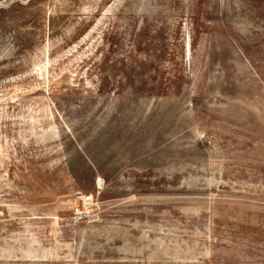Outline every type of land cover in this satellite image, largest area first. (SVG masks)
<instances>
[{
    "label": "rangeland",
    "instance_id": "rangeland-1",
    "mask_svg": "<svg viewBox=\"0 0 264 264\" xmlns=\"http://www.w3.org/2000/svg\"><path fill=\"white\" fill-rule=\"evenodd\" d=\"M0 264H264V0H0Z\"/></svg>",
    "mask_w": 264,
    "mask_h": 264
},
{
    "label": "built area",
    "instance_id": "built-area-1",
    "mask_svg": "<svg viewBox=\"0 0 264 264\" xmlns=\"http://www.w3.org/2000/svg\"><path fill=\"white\" fill-rule=\"evenodd\" d=\"M74 198L77 204L73 207L71 219L77 223L89 221L93 213V197L88 194H76Z\"/></svg>",
    "mask_w": 264,
    "mask_h": 264
},
{
    "label": "bare ground",
    "instance_id": "bare-ground-1",
    "mask_svg": "<svg viewBox=\"0 0 264 264\" xmlns=\"http://www.w3.org/2000/svg\"><path fill=\"white\" fill-rule=\"evenodd\" d=\"M100 186V185H99Z\"/></svg>",
    "mask_w": 264,
    "mask_h": 264
}]
</instances>
